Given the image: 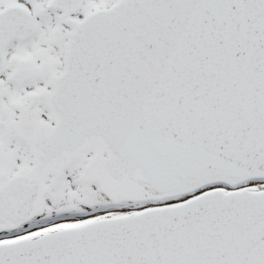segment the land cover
I'll return each mask as SVG.
<instances>
[{
  "label": "water",
  "instance_id": "1",
  "mask_svg": "<svg viewBox=\"0 0 264 264\" xmlns=\"http://www.w3.org/2000/svg\"><path fill=\"white\" fill-rule=\"evenodd\" d=\"M72 14L81 0H54ZM65 71L13 124L35 166L0 186V231L43 212L47 178L96 147L85 180L113 201L264 177V0H122L74 22ZM35 19L0 15L4 49ZM1 87V84H0ZM0 264H264V192H209L0 246Z\"/></svg>",
  "mask_w": 264,
  "mask_h": 264
},
{
  "label": "rangeland",
  "instance_id": "2",
  "mask_svg": "<svg viewBox=\"0 0 264 264\" xmlns=\"http://www.w3.org/2000/svg\"><path fill=\"white\" fill-rule=\"evenodd\" d=\"M119 0H83L81 9L70 16L72 20H80L88 13L98 9L109 8ZM19 5L25 6L31 12H36L38 9H44L46 15L38 20L39 29L37 33L28 40L15 41L8 49V58L11 60L8 70L3 76L4 91L7 94L9 89L13 88V94L9 93V99L12 98V104L6 106L9 112L14 111L13 104L26 101L34 93H39L50 89L49 79L40 77L34 79V82L27 83L25 88L20 87L19 80L24 76L20 74L17 78V83L12 82V74L10 72L13 62L18 63L19 68L32 67V70L42 67L49 75L58 74L63 70V56L65 45L68 39V34L72 29L69 22V17L65 16L61 10L50 9L51 0L34 1V0H18ZM1 9V8H0ZM12 59L13 62H12ZM20 60H28L35 62L32 65H22ZM10 69V70H9ZM7 105V104H6ZM41 119L53 123V119L46 107L41 106ZM91 153H86L85 157H81L74 161L61 176L50 177L48 184L50 186L49 193L46 199L45 213L41 217L35 218L18 229L20 237L35 238L45 233L46 226L53 221L63 218L68 215H78V217L95 216L88 221L103 218L106 216H114L119 214L134 213L140 207L129 205L124 209L117 211L111 210L99 198L98 191L91 186L89 193L91 198L86 204L81 202V199L86 193L81 177L85 173V165L91 158ZM25 162V164H24ZM20 167L27 169L32 165V155L29 148L24 151V146L20 150ZM240 188H249L247 185L238 186ZM105 212H109L108 214ZM103 213V214H102Z\"/></svg>",
  "mask_w": 264,
  "mask_h": 264
},
{
  "label": "flooded vegetation",
  "instance_id": "3",
  "mask_svg": "<svg viewBox=\"0 0 264 264\" xmlns=\"http://www.w3.org/2000/svg\"><path fill=\"white\" fill-rule=\"evenodd\" d=\"M18 0H0V11L3 8H8L10 6H14L17 4ZM37 18H41L45 16V11L43 9H38L36 11ZM14 59H12L13 62ZM24 65L27 66L26 63ZM9 63L4 66L3 73L8 70ZM11 68L9 69L12 74V82L17 83V78L20 74H24V78L19 80L20 87L25 88L26 85L23 84L24 81L27 83L34 82V79L40 78L41 75L45 74L41 67H38L35 71L32 70V67H23L19 68L18 63L15 65V61L13 62ZM9 93L13 94V88L9 89ZM7 92L2 90V99L0 101V179L3 177H9L14 174H18L23 168L20 167V150L22 146H24V151L28 149V146L25 142L21 141L17 138L12 129V123L15 117L18 116L19 113V104H13L14 111L9 112V107L6 106L12 104V98L9 99ZM7 104V105H6ZM25 164V162H24ZM29 168V167H28ZM27 168V169H28ZM24 169V170H27ZM13 231H11L12 233ZM13 236L11 235H0V239Z\"/></svg>",
  "mask_w": 264,
  "mask_h": 264
},
{
  "label": "bare ground",
  "instance_id": "4",
  "mask_svg": "<svg viewBox=\"0 0 264 264\" xmlns=\"http://www.w3.org/2000/svg\"><path fill=\"white\" fill-rule=\"evenodd\" d=\"M24 85L27 84L26 81L23 82ZM92 151V150H91ZM85 152H83L82 156L81 157H85ZM83 177H81V180H82ZM244 185H247L249 186L248 189H257V190H263L264 189V180H260V181H251V182H247L245 183ZM97 191H98V194H99V198L104 202V204L108 207H110L111 210H117V211H120L122 209H124L125 207L129 206V205H132L133 206H137V207H144L145 206V209L146 208H151V207H162V206H168V205H175L181 201H185V200H188L192 197H194L195 195L201 193V192H204L208 189H211V188H219V189H224V190H227L230 188L226 187V186H222V185H218V184H215V185H211V186H206L204 188H201L200 190L198 191H191L189 194L190 195H186L184 194V196H177V197H172V198H167V199H164V200H147V201H142V202H124V201H121V202H115V201H112L110 200L104 193H102V191L99 189V187H96ZM233 189H237V187H233ZM105 213H109V212H105ZM103 214V213H102ZM125 214V213H124ZM95 216H89V217H78V215H68V216H64L63 218L61 219H58L56 221H53L51 224L47 225L46 227V230H55V229H59V228H64V227H69V226H76L88 219H91Z\"/></svg>",
  "mask_w": 264,
  "mask_h": 264
}]
</instances>
